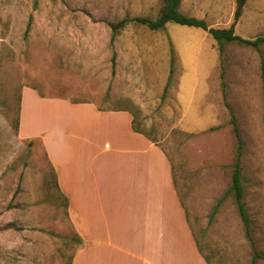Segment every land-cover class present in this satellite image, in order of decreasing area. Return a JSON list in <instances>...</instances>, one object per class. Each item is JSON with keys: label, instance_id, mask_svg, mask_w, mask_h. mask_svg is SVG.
<instances>
[{"label": "rangeland", "instance_id": "374dc122", "mask_svg": "<svg viewBox=\"0 0 264 264\" xmlns=\"http://www.w3.org/2000/svg\"><path fill=\"white\" fill-rule=\"evenodd\" d=\"M33 1L0 0V264H69L75 248L42 143L26 138L52 133L61 123L71 133L91 123L65 102L39 103L26 95L23 126L15 132L16 99L24 88L102 109L132 101L140 109L137 127L157 141L172 166L202 254L211 264H252L254 258L264 264V46L260 54L231 44L220 56L207 32L173 23L157 32L129 23L112 40L109 23L155 19L160 0H38L36 11ZM180 12L225 29L233 23L235 0H183ZM235 34L264 37V0L247 1ZM232 115L243 142L251 241L230 196L209 223L231 186ZM176 217L169 216L172 228Z\"/></svg>", "mask_w": 264, "mask_h": 264}, {"label": "crops", "instance_id": "0c3cea01", "mask_svg": "<svg viewBox=\"0 0 264 264\" xmlns=\"http://www.w3.org/2000/svg\"><path fill=\"white\" fill-rule=\"evenodd\" d=\"M26 95L39 103L65 102L86 112L85 122L91 123L77 125L73 133L61 123L52 133L26 138L41 141L59 193L67 200L76 237L71 264H207L180 203L169 160L157 144L132 131L129 113L41 98L24 88L19 133ZM69 135L73 155L67 149ZM170 215L177 216V227L170 225Z\"/></svg>", "mask_w": 264, "mask_h": 264}, {"label": "trees", "instance_id": "16d2710c", "mask_svg": "<svg viewBox=\"0 0 264 264\" xmlns=\"http://www.w3.org/2000/svg\"><path fill=\"white\" fill-rule=\"evenodd\" d=\"M183 0H160L161 7L159 10L158 15L156 16L155 19L147 18V17H134V18H125L123 20H120L119 22L116 23H109L108 27L110 28L112 32V40L119 35V33L129 24V23H134L140 26H144L150 31L157 32V31H163L165 30V27L168 23H173L175 25L181 26V27H186V28H191V29H196V30H201L204 32H207L208 35L216 42L217 44V49L219 52V55L222 56L224 54V48L227 45L231 44H237L242 47H249L252 48L256 51H259L260 53V48L264 46V37L259 36L256 37L255 39L249 40V39H243L240 36H237L235 34V25L237 22L241 19L244 8L247 4L248 0H235V12H234V20L232 25L229 28L225 29H215V28H210L203 20L186 16L180 12V6ZM33 11H36L38 9V0L33 1ZM32 22V16L29 17L28 19V26L30 27V24ZM28 27V28H29ZM261 54V53H260ZM174 57H171V64H173ZM261 70H262V76L264 73V57L261 56ZM171 72H173V65L171 66ZM224 76V72L221 70V78ZM170 78L168 80V84L165 88V92L168 90V87L170 85ZM32 90L36 91L37 94L41 97L44 98V96L39 93L35 88H31ZM21 94L18 95L16 101L17 105L14 110L15 118L13 119L12 122V128L15 132L19 131V123H20V112H21ZM74 103V102H73ZM77 103V102H75ZM99 110L101 111H108V112H127L131 115L132 117V123H131V128L134 133L140 134L145 136L149 141H151L154 144H157V141L155 139H151L148 135L144 133V131L140 130L137 127V119L138 116L140 115V109L130 100H123L118 105L112 107V108H107V109H102L99 107ZM230 124L232 126V131L236 140V152H235V159H234V164L232 166V175H231V186L229 190L226 192L225 196H222L216 203L215 207L212 210V213L209 217V223H212L214 216L217 214L220 206L224 203V201L227 199V197H232L233 202L235 204L237 213L240 217V220L243 224L245 233L249 241H251L250 237V221L246 213V207L244 203V190H243V185H242V169H241V161H242V155H243V142L238 130V126L236 123V120L234 116L232 115V118L230 120ZM173 182L176 187V182L173 176ZM54 184L56 185L57 189V179L56 176L54 175ZM59 191V189H58ZM60 192V191H59ZM65 199V198H64ZM181 205L183 206L182 202H180ZM66 210H67V200L65 199V204H64ZM184 209V207H183ZM185 211V209H184ZM185 214L187 216V213L185 211ZM73 243L76 241L75 235L71 238ZM197 248L199 252L202 254L201 249L196 241ZM203 255V254H202ZM73 257V255H72ZM72 257L70 259V263H72ZM258 258H262L260 255L257 254ZM203 258L205 259L207 264H211V261L209 259V256L203 255ZM256 259L254 258L252 261V264H255Z\"/></svg>", "mask_w": 264, "mask_h": 264}]
</instances>
